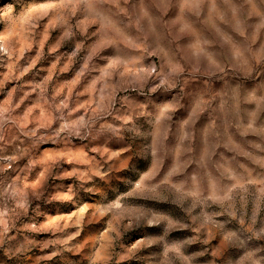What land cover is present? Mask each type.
Instances as JSON below:
<instances>
[{
  "label": "clouds",
  "instance_id": "obj_1",
  "mask_svg": "<svg viewBox=\"0 0 264 264\" xmlns=\"http://www.w3.org/2000/svg\"><path fill=\"white\" fill-rule=\"evenodd\" d=\"M0 264H264V0H0Z\"/></svg>",
  "mask_w": 264,
  "mask_h": 264
}]
</instances>
